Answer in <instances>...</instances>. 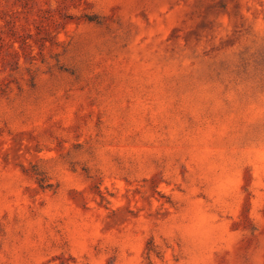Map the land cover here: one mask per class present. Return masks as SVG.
<instances>
[{
	"label": "rangeland",
	"instance_id": "rangeland-1",
	"mask_svg": "<svg viewBox=\"0 0 264 264\" xmlns=\"http://www.w3.org/2000/svg\"><path fill=\"white\" fill-rule=\"evenodd\" d=\"M0 264H264V0H0Z\"/></svg>",
	"mask_w": 264,
	"mask_h": 264
}]
</instances>
